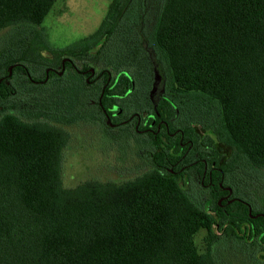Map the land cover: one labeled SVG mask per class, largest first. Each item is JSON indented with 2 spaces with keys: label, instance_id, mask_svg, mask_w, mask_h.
<instances>
[{
  "label": "trees",
  "instance_id": "trees-1",
  "mask_svg": "<svg viewBox=\"0 0 264 264\" xmlns=\"http://www.w3.org/2000/svg\"><path fill=\"white\" fill-rule=\"evenodd\" d=\"M55 2L0 0L1 80L10 67L19 79L23 68L45 66L43 51L82 56L99 39L108 47L120 25L134 30L136 45L121 33L123 41L104 49L106 65L127 67L133 55L145 60L150 79L154 68L173 102L216 133L228 149L222 172L248 189L240 173L264 170V0H159L148 30L145 0H110L98 29L61 49L48 47L40 27ZM7 89L1 81L0 264H218L214 220L168 174L65 188L69 133L60 123L22 119L3 100ZM19 89L38 92L26 83ZM247 200L255 208L250 194ZM200 230L203 252L194 242Z\"/></svg>",
  "mask_w": 264,
  "mask_h": 264
},
{
  "label": "flooded vegetation",
  "instance_id": "flooded-vegetation-1",
  "mask_svg": "<svg viewBox=\"0 0 264 264\" xmlns=\"http://www.w3.org/2000/svg\"><path fill=\"white\" fill-rule=\"evenodd\" d=\"M106 43L105 38L99 39L82 56L65 54L55 58L49 52H42L45 66L38 68L42 71L39 76L23 68L19 83L36 86L43 95L40 103L50 101L45 103V111L51 117L40 113L42 120L51 121L55 126L60 123L69 133L67 127L82 120H75L79 115L72 116V108L76 109L84 120L98 125L100 140L105 142V161L112 160L120 168L142 169L141 174L147 171L168 174L193 198L195 190L198 206L213 220L215 217L218 220L217 232H214L218 237H228L232 227L230 238L243 243L257 242L256 255L264 258V200L259 201V211L255 212L247 200L248 189L245 191L238 180L222 172L227 147L212 129L203 127L198 118L186 115L173 102L154 68L150 79L145 60L138 61L133 55L131 68L107 66L102 51L113 46L104 50ZM92 61L98 66H93ZM11 79L12 68L10 75L3 79L8 88L3 100L14 97ZM3 80L0 79V84ZM58 98L65 102L60 105ZM53 100L56 101L53 103ZM131 153L133 157L127 159L126 155Z\"/></svg>",
  "mask_w": 264,
  "mask_h": 264
},
{
  "label": "rangeland",
  "instance_id": "rangeland-1",
  "mask_svg": "<svg viewBox=\"0 0 264 264\" xmlns=\"http://www.w3.org/2000/svg\"><path fill=\"white\" fill-rule=\"evenodd\" d=\"M150 1L145 0L147 12L143 25L146 30L153 24L155 13L159 9L157 2L159 0L155 1L157 3ZM109 2L110 0H56L40 26L45 35V43L50 48L61 49L93 34L103 20ZM121 33L126 35L127 45H136L137 36L134 35V30L128 32V29H123L120 25L108 44L109 48L113 46L112 42L123 41ZM108 52L110 51H102V54L108 56ZM92 64L98 66L95 61H92ZM127 67L131 68V63ZM30 70L36 76L42 73L41 70L35 69L33 66H30ZM11 86L18 92V95L10 101V104L13 103L14 112L25 120H41L42 117L37 107L40 108L38 104L43 95L37 91L22 92L19 89L20 83L17 76L12 77ZM40 88L38 87V89ZM48 89L50 88H47V92L52 93ZM68 95L70 94L68 93ZM58 100L60 105L61 102H65L61 98ZM55 101L53 100V103ZM49 102L43 103L45 109L47 108L45 103L49 104ZM45 109L42 110L45 111ZM72 110L74 115H71L74 117L81 114L80 112L77 113L78 111L76 112L74 108ZM67 130L70 133V142L63 152L62 162V183L65 188H74L80 183L90 180L121 183L140 175L144 171L142 169L120 168L112 160L107 159L105 161V142L100 140V129L93 121L89 123L86 120H79L69 125ZM126 156L127 159H131L133 153ZM240 174L239 179L245 182L251 198L254 199L251 201L255 204V209H259V201L264 200V170L257 173L247 171ZM193 192L194 198H198L195 190ZM205 236L206 232L200 230L194 237L199 252L204 251ZM258 250L259 247L256 245H244L238 239L227 237H220L212 245L213 255L218 264H264V262H260L261 260L256 259Z\"/></svg>",
  "mask_w": 264,
  "mask_h": 264
},
{
  "label": "water",
  "instance_id": "water-1",
  "mask_svg": "<svg viewBox=\"0 0 264 264\" xmlns=\"http://www.w3.org/2000/svg\"><path fill=\"white\" fill-rule=\"evenodd\" d=\"M99 46H100V45H98V46L96 47V49H98ZM10 73H11V67L9 68V75H10ZM217 228H218V220H217V218L215 217V218H214V223L212 224V230H213V232H217ZM217 234H219V233H217Z\"/></svg>",
  "mask_w": 264,
  "mask_h": 264
}]
</instances>
